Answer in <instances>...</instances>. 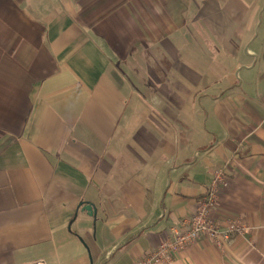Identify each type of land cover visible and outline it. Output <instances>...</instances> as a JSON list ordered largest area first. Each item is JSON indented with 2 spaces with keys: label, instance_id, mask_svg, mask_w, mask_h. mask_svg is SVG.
I'll use <instances>...</instances> for the list:
<instances>
[{
  "label": "crops",
  "instance_id": "crops-1",
  "mask_svg": "<svg viewBox=\"0 0 264 264\" xmlns=\"http://www.w3.org/2000/svg\"><path fill=\"white\" fill-rule=\"evenodd\" d=\"M219 166L171 264H264V0H0V264H133Z\"/></svg>",
  "mask_w": 264,
  "mask_h": 264
},
{
  "label": "built area",
  "instance_id": "built-area-1",
  "mask_svg": "<svg viewBox=\"0 0 264 264\" xmlns=\"http://www.w3.org/2000/svg\"><path fill=\"white\" fill-rule=\"evenodd\" d=\"M225 184L224 167L219 166L213 170L211 180L198 200L195 210L172 228L173 237L159 243L133 264H171L177 252L183 251L201 236H206L217 245H221L234 230L239 232L246 230L244 225L236 222L231 223L226 229H221L213 217V209L219 199L221 187ZM24 264L46 263L38 260Z\"/></svg>",
  "mask_w": 264,
  "mask_h": 264
},
{
  "label": "water",
  "instance_id": "water-1",
  "mask_svg": "<svg viewBox=\"0 0 264 264\" xmlns=\"http://www.w3.org/2000/svg\"><path fill=\"white\" fill-rule=\"evenodd\" d=\"M81 210L82 211H87L89 215H96V208L94 207L93 204L91 203H81Z\"/></svg>",
  "mask_w": 264,
  "mask_h": 264
}]
</instances>
